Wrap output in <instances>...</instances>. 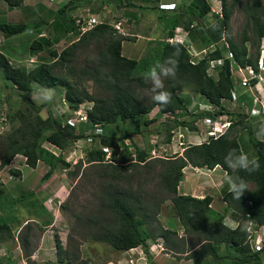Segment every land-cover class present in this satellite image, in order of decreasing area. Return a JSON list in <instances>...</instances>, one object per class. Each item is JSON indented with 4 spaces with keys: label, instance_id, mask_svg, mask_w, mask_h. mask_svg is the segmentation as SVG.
Returning a JSON list of instances; mask_svg holds the SVG:
<instances>
[{
    "label": "trees",
    "instance_id": "trees-1",
    "mask_svg": "<svg viewBox=\"0 0 264 264\" xmlns=\"http://www.w3.org/2000/svg\"><path fill=\"white\" fill-rule=\"evenodd\" d=\"M6 1L11 6L19 5L21 2ZM96 1L117 7L139 6L134 0ZM219 1L220 13L213 12L207 0H190L186 6L169 13L164 11L165 9L160 10L164 13L158 16V22L163 26L166 37L153 42L155 44L149 47L152 53H147L139 59L128 58L122 54L123 41H132L136 36L121 35L107 22L97 24L85 32H81L79 28L80 32L78 31L75 41L60 52H52L54 61L38 63L31 69L13 66L0 52L3 84L11 90L16 89L18 91L16 95L30 108L28 114L19 110L11 114L9 96L6 97L9 120L18 119L19 125L1 142L3 155L0 156V170L8 166L16 154L27 156V164L31 168L39 161H44L49 166L41 181L58 168H69L70 164L62 152L67 151L85 135L76 132L74 126L66 123L65 119L62 120L51 110H47V116L43 118L40 111L46 104H37L32 98L33 83L42 88H62L69 110L67 116H74L81 104L91 102V106L86 109V121L83 123L86 129L93 130L99 125L107 131L108 125L109 127L114 125L115 129L127 122L133 126L123 137L111 133L93 134V140L94 137H100V146L98 148L91 146L85 150L83 158L69 172L76 177L83 163L87 164L86 166H94L103 179L109 177V180L99 186L96 196L97 207L85 221L92 240L107 243L116 251H126L141 245L149 260L152 258L148 253L150 242L161 238L165 251L176 256L183 255L185 259L190 260V264H264V248L254 251L250 247L251 230L255 231L264 225V140L258 138L256 134L253 123L255 118L246 117L243 112L241 101L247 100L248 96L241 94L235 100L241 112H228L222 103L231 99L230 92L234 85L229 67L230 60L225 59L215 74L209 75L206 72L208 65L206 59L192 64L184 44L166 41V38L174 34L176 27H182L187 31L190 44L197 49L216 43L215 52L209 55V58H216L222 56L219 47L223 43L221 39L224 38L235 62L241 66L250 65L257 70L259 46L264 37V1L249 0L243 6L246 14L245 24L250 27L255 39L251 40L243 29L239 42L233 41L229 36L231 8L238 0H231L230 5L227 4V0ZM91 2L92 0H69L66 6L89 5ZM209 14L212 16L211 21L206 22ZM25 27L22 23H0V31L6 36L21 33ZM92 41L95 42V58L92 60L91 68H84L80 73L99 83L108 96H94L81 87L79 82L72 81L75 70L71 63L77 51ZM248 43L258 47L255 56L249 54ZM44 44H46L44 41H34L31 48L37 50ZM157 64L159 73L163 71V64L167 65L168 69L175 66V75L163 89L171 95V103L168 105L154 103L152 100L146 102L136 92L137 89L148 86L150 81L146 83L144 77L150 67ZM57 67L60 70L65 69L71 78L66 74L55 73L54 69ZM186 86L192 87V90L217 109L215 113H210L213 118L217 115H226L229 126L218 136H208L203 142L184 146L181 154L152 157L150 148H141L133 144L131 134L143 133L141 125L148 126L152 123L153 120L145 119L143 116L149 114L153 108L158 109L159 116L168 113L174 117L184 113L187 104L177 91ZM179 124L186 125L175 120L174 124L170 120L164 122V128L168 132L167 142H170L172 136L169 132ZM242 136H247L249 147L254 153L252 159L259 162V169L251 174L229 168L225 163V159L235 160L232 149L244 152ZM126 139L130 140L129 143H126ZM45 143L54 144L60 152L57 154L51 152L44 146ZM103 146L110 150L108 157L102 149ZM103 164H106L109 172L105 167L102 168ZM187 165L210 169L219 165L226 171L227 177L240 176L244 179L247 189L239 199H233L229 192L223 195L226 207L230 210V217L237 223L236 227L230 228L224 224V215L211 208L210 196L197 198L179 193L178 185L184 177L183 168ZM8 172L12 176H20L18 169L9 167ZM153 172L156 173L157 193L144 190L140 181L142 173L145 175L143 182L146 183V176ZM249 182L253 183L252 187L249 186ZM34 196V192L31 191L10 198L0 184V202L3 205L0 211L1 242L9 243L14 238L11 224L21 226L23 223L19 221L17 215L11 214L13 207L24 205L31 214L22 225V231L20 230L17 238L25 256H29L30 253L27 248L33 238L32 226L35 225L41 230V226L50 225L53 219L52 212L37 200H33ZM166 200L170 201L171 210L183 228L182 235H179L176 229L164 226L159 219L162 205ZM63 206L64 204L60 205ZM53 241L58 261L65 258L66 261L76 263L79 259L78 244L75 245L68 239L66 247H63L57 234L54 235ZM4 258L0 256V264H13L9 258Z\"/></svg>",
    "mask_w": 264,
    "mask_h": 264
},
{
    "label": "rangeland",
    "instance_id": "rangeland-1",
    "mask_svg": "<svg viewBox=\"0 0 264 264\" xmlns=\"http://www.w3.org/2000/svg\"><path fill=\"white\" fill-rule=\"evenodd\" d=\"M150 2L149 5L151 4L150 0H147ZM264 1V0H263ZM144 0H134V3L141 6L140 4L143 3ZM249 0H238L237 4L234 5L231 8V17H230V28H229V36L232 38L233 41L239 42L241 38V33L243 29L247 32L248 36L252 39H255L253 36V32L250 29V27H247L245 24L246 21V14L243 11V6L248 3ZM148 3V2H147ZM231 0H227V4L230 5ZM156 5V4H155ZM215 5V4H213ZM212 6V4H211ZM90 7V6H89ZM128 7V6H127ZM92 8V7H91ZM119 7L114 10V13L110 12L111 10L109 9V4H100V3H95L93 5V8L89 10V12L85 13L89 14H95V16L102 18L104 22L111 23L112 25L115 24L116 22L121 23V27L124 29L125 34L129 36H134L132 34H135L139 32L141 35H146L148 37H151L152 40L155 41H144V40H138V41H125L124 42V55L128 58L132 59H139L143 56H145L147 53H152L149 49L152 45H154L156 40L158 39H165V33L163 26L158 22V17L157 13H164V11H159L157 8L153 9L152 13L146 12L145 16L141 18L139 23H143V25H132L128 22L127 20V15L123 17L122 9L118 10ZM84 11V10H83ZM144 14V12H143ZM85 18L87 17L84 16ZM212 18V17H210ZM211 19H207L206 22H210ZM175 33V31H174ZM264 43V40H263ZM249 47V54L252 56H255L258 50V47L252 46L250 43H248ZM263 46H259V54L261 52V49ZM96 54V48H95V42L92 41L90 42L86 47H83L79 49L74 57V60L72 61L71 65L74 67V74L72 81H77L79 82L80 86L87 89L92 95L94 96H108V94L105 92L104 88L99 85V83L95 82L93 79L89 78V76L83 75L80 73L81 70L89 69L91 68L92 65V60L95 58ZM169 70L168 66L163 64V71ZM162 71V73H163ZM54 72L57 74H66V70H60L58 67L54 69ZM161 73V77L163 79L164 83V88L168 86V81L169 79H172V76L163 78V75ZM215 74V72H213ZM68 75V77L71 78V75ZM0 77H1V72H0ZM238 77V76H237ZM238 81H240L239 78H237ZM33 87L36 89L34 91V100L40 104L42 103L40 100L42 98L46 99V95L41 94L42 92H47L46 89H42L40 86L37 84L33 83ZM61 89V92H58L57 90L53 91L50 96L52 97L50 100V106L48 104L40 111L41 116H47V110H51L58 117H62V120H64V115H60L58 113V110H66L65 105L60 106L59 104L61 103V96H63V89ZM38 90V91H37ZM159 91V89L157 90ZM137 94L140 96V98L146 102L151 100L152 96V91H151V81L148 83V86L144 88H140L136 90ZM178 94L179 96L186 102L187 104V109L185 112L182 114H177L176 119L180 116L184 117V125L180 124V127L177 128V125L173 128V132H169L172 134L170 141H173L176 146L179 148L184 147L188 144H196L197 142H203L208 138V136L203 135L201 136L202 133H206L208 131L207 125L205 127L204 122L201 120L202 116H205L201 114L205 112L207 108H209V103L203 99L202 96L198 95L194 90H192V87L186 86L184 88H179L178 89ZM16 94H18V91L16 89L11 90L10 87H7L6 85L3 84V81H0V95L4 96L6 99L7 96H9L8 103L10 105V113L14 114L16 110H19L25 114L29 113V105L21 100ZM248 96H254V94L251 93L249 90L248 93H246ZM257 96V95H256ZM87 103H83L80 105V108L83 110L87 109ZM91 104V103H90ZM61 107V108H60ZM264 109V102H263V107ZM214 113H215V107H213ZM241 108L234 103V105L231 108H227L226 110L231 113H237L241 112ZM157 108H154L149 114L144 115V117H149L153 116L155 112H157ZM209 116V115H208ZM173 117V118H174ZM165 118H172V115L166 116ZM255 119L253 120V123L256 127V134L258 138L264 140V115L262 116H257L254 117ZM170 120V119H167ZM229 120V119H228ZM171 122V121H170ZM84 122L78 123V126L76 127V132L83 133L85 137L79 139L76 141L67 151L63 152L64 158H69V168H58L55 170L54 173L56 175L54 178H52L51 184L54 185L56 183H60L63 178H66L69 181V187L68 188V193L62 197L61 199H58L57 196H54L52 201L48 203V208L49 211L52 212L53 214V219L52 223L48 226H41V230L38 229L35 225L32 226V235L33 238L30 240L29 247L27 248L28 251H30L29 256H25L22 248L20 247V241L19 239V234L21 233V228L22 225L26 223L29 217H31V214L29 211H27L28 207H25L24 205H18L17 207H13L12 210L10 211L11 214H15L18 216L19 221L23 222L21 226H17L16 223L11 224L12 225V232L14 235V238L9 242V243H3L0 241V256H2L4 259L9 258L13 264H37L33 263L31 261V252L33 251L34 247L40 240V236L43 231L47 230V232L50 235H55L57 230H65L64 233V238L65 240L63 242H67L68 239L73 242V244L77 245L78 244V249H79V255L81 259H78L76 261V264H106L109 262V259H111L113 262H116V264L120 263L119 260H121L120 264H123V257L127 255L126 251H116L113 250L109 244L103 243V242H97L92 240L89 237L88 234V227L85 225V221L87 216L92 215L94 208L97 207L96 203V196L99 191V186L105 182L106 180H109V177L107 178H102L99 176L98 172L96 171V168L94 166H86L87 164H83L79 168V172L76 177L73 175H70L69 172L72 171L77 162L83 158L84 156V151L87 150L89 147H94L98 148L100 146L99 144V138L100 137H94L95 140H93L92 135L97 134L95 132V129L89 130L86 129ZM19 125V120L15 119L13 121H9L7 130L0 135V156L3 155V149L1 147V142L5 138L6 135H8L14 128H16ZM157 123H151L148 126H143L141 125V130H146L143 131V136L139 135V133H132L131 134V141L133 144H136L137 146L141 148H146V149H151L150 154L152 157H156L157 155L159 156H164V157H170L174 153H172V149H167V151L163 150V145L167 143L166 137H167V131L164 128V122H159L158 126ZM114 125H111L109 127L108 125V130L101 129V135L102 134H116L117 136L123 137L127 132H130L131 128L133 126L131 125L130 122L121 124V127L119 130L116 128H113ZM179 129L182 130L181 135L178 134ZM211 129V128H210ZM180 132V131H179ZM246 140V142H245ZM129 139H126V143H129ZM190 141L194 143H190ZM179 142H182L181 145H179ZM241 142H242V147H244V152L248 155V157L251 159V157H254L253 150L247 140V136H242L241 137ZM248 145L246 148L245 146ZM45 147H47L49 150H54L55 152H59V149L50 146L48 143L44 144ZM70 153V154H69ZM17 155V154H16ZM15 155V156H16ZM71 155V157H70ZM14 156V157H15ZM108 157V154H107ZM21 163L19 159H12L11 163L8 166H5L0 170V184L3 185V187L6 189V193L10 198H16L19 195H21L24 191L27 190V188L34 187L35 183L38 178H42L43 174L45 173V170L47 168V164H45L44 168L42 167L40 169L39 175L36 173H32L30 178L26 183V179L22 177L21 172H28L29 167L24 166L23 169H21L20 176L15 177L12 176L8 172V168L12 167L14 168L15 166L21 167ZM106 164L102 165V168L104 169ZM85 166V167H84ZM18 168V169H19ZM107 172H109V168L105 167ZM27 175V174H26ZM40 176V177H39ZM144 173H142V176L140 177V181H142V186L143 189L151 192V193H157L156 191V173L153 172L150 175L146 176L147 181L146 183L143 182L144 180ZM36 177L33 182V179ZM23 182V183H22ZM44 183V182H43ZM145 183V184H144ZM135 185V184H134ZM253 183L249 182V186L252 187ZM33 199V198H32ZM60 202H58V200ZM35 200V199H33ZM1 203V202H0ZM61 204H64L63 207H60ZM168 203V205H166ZM2 203L0 204V211H2ZM165 206H169L171 208V204L169 200H166L165 203L162 205L161 208V213L164 211L163 209ZM7 210V207L4 208ZM29 210V209H28ZM169 212L171 210L169 209ZM55 214H57V219L55 226L51 227V225L54 222ZM47 217V216H46ZM45 218V217H44ZM39 224V223H37ZM40 226V224H39ZM50 227V228H49ZM21 230V231H20ZM252 238L255 239L258 234L262 235V240L261 243L263 244L264 248V226L259 227L256 231H253ZM153 257L156 255L161 254L159 250L154 248V251H152ZM171 257L175 258L172 264H179V259L182 258L181 256H176V255H171ZM38 264H47L45 261H41ZM184 264V263H183Z\"/></svg>",
    "mask_w": 264,
    "mask_h": 264
},
{
    "label": "crops",
    "instance_id": "crops-1",
    "mask_svg": "<svg viewBox=\"0 0 264 264\" xmlns=\"http://www.w3.org/2000/svg\"><path fill=\"white\" fill-rule=\"evenodd\" d=\"M68 1L69 0H54V1L21 0L19 5L11 6L7 3L6 0H0V23H22L25 24L26 26L23 32L10 36H6L3 34L2 31H0V52L3 53L9 59L10 63L13 66H25L26 68L31 69L35 67L38 63L44 61L47 62L54 61L55 57L52 56L53 51L60 52L65 46H67L69 43L77 39L76 36L79 31V25L76 23V18H78L79 16H83V17L86 16L87 14L86 15L84 14L89 12V10L93 8V5H95L97 1L92 0V2L89 5L66 6ZM207 1L210 3V5L212 4L211 10L213 12L217 13L218 10H220L221 4L218 0H207ZM189 2L190 0H152L151 1L152 5H149L150 2L144 0V2L140 4L141 5L140 7L118 6L119 7L118 10L122 9L121 14L123 15V17L127 15V20L130 24L143 25V23H139V22L141 18L145 16L146 12L149 13L155 12L153 11V9L157 8L159 11L165 9L164 11H167L169 13V11L177 10L180 7L186 6ZM171 3L175 4V8L166 9L160 7L161 4H171ZM116 8L117 6L109 5V9L111 10L110 12L112 13H114V10H116ZM162 14L163 13H157L156 15L158 17ZM210 17H212L211 14H209L206 19H211ZM132 35L136 36V38L134 39L135 42L138 40H144L146 42L148 40H152L151 37H148L146 35H141L139 32ZM263 40L264 37L261 40V46H263L262 48H264ZM34 41H44L46 44H44L43 47L40 49L32 50L31 43ZM124 42L125 41H123L122 43L123 55H124V47H123ZM193 47L195 50H197L195 46ZM1 80L2 78L0 77V81ZM44 89H46L47 92H42L41 94L46 95V99L42 98L40 101L50 106L49 103L52 98L50 94H52L53 91L55 90L61 92V89L58 87L44 88ZM252 90L254 91V89ZM34 91H36V89L33 87V91H32L33 99H34V94H33ZM246 93L248 92H242V89L239 88V95ZM60 96L61 98L63 97L62 95ZM261 96H262V101L264 102L263 92H261ZM250 102H251V96H248L247 100L241 101V106L242 107L248 106L247 104H250ZM90 103L91 102L87 103L88 105L87 109L91 106ZM234 103H236L239 106L238 102L233 100L224 101L222 105L227 109V108H231L234 105ZM59 105L62 106L61 103ZM209 107L211 111H205L204 114L214 113V109L210 105ZM207 110H209V108H207ZM216 110L217 109H215V111ZM206 114L201 118L209 117L213 120H216L217 122H224L228 120L226 115H217L215 118H213L212 115L207 116ZM42 117L45 118L46 116L45 117L42 116ZM144 118L148 120H153L152 122L157 123V126L159 122H165L167 119H170V121H172L173 124H174V120L178 123L183 122L184 120L183 116H180L177 119L176 117L166 119L165 115L159 116L158 112H155L153 116L151 115L149 117H144ZM179 127L180 124L177 125V128ZM173 128L171 129V132L174 131ZM116 129L119 130V128ZM141 131H146V130H141ZM179 131L178 134L181 135L182 130L179 129ZM142 134L143 133L141 134L139 133L140 136ZM203 135L206 136L205 133L201 134V136ZM190 143H194V142L190 141ZM181 144L182 142H179V145ZM177 146L173 141H170L163 145V150L167 151V149H172V153L181 154L183 147L180 146L178 148ZM156 157H164V156L157 155ZM65 160L67 162L70 161L69 158H65ZM45 164L46 163L44 161H39L34 168L28 166L29 169L28 172L26 171V173L24 171L21 172V169L23 168L19 169L20 172L22 173V177L24 178V180L26 179L24 183L28 181L32 173H36L37 175H39L40 173L38 172H40V169L42 167L44 168ZM193 168L194 167L191 165H187L183 168L184 177L178 185L179 193L185 195H191L197 198H203L206 195L210 196L211 197L210 206L215 211L224 215V220H223L224 224L230 228L236 227L237 223L235 220H233L230 217V210L226 207V203L223 200V195L226 192H228V186L226 183V177H227L226 171L223 170L219 165H216L211 169L201 168L199 171H195ZM48 169L49 166L47 165L45 173L48 171ZM54 172L55 171H53L49 175V177L46 178L44 181H41L42 178H38L35 183V186L34 187L29 186V188H27V190L24 191L22 194L31 191L34 192L35 196L32 198L40 202L43 206H45L49 210L48 203L52 201L53 197L57 196V198L61 199L62 201L63 195L65 196L66 193H68V188H70L69 181L66 178H63L60 183H56L52 185L51 179L54 178V176L56 175V173ZM35 179L36 177L33 179V182H35L34 181ZM58 202H60V200H58ZM166 205H168V203ZM169 209L171 210L169 206L168 207L165 206V208L163 209L164 211L159 214V219L161 220L164 226L174 228L177 230L179 235H182L183 228L180 225L178 218L175 216L173 210L169 212ZM54 215L55 218L51 227L57 224L56 223L57 214L54 213ZM64 233L65 230L56 231V234L58 235L63 247H66L67 242H63L65 240ZM251 233L252 235H254L253 232ZM259 235L260 234H258L256 238H258ZM53 240H54V235H50L47 232V230L43 231L40 236L39 242L36 244L33 251L31 252V257H30L31 261L37 264L40 263L41 261H45L47 262V264H76L71 261H66L65 258L63 261H58V256L55 251V245ZM171 255L173 254L167 251H163L161 252V254L156 255L152 259L155 264H172L175 258L171 257ZM180 256L182 258H178L180 260L179 264H183V263L190 264V260L185 259L183 255ZM79 259H81L80 255H79ZM119 262L121 263V260H119ZM123 262H124V257H123ZM106 264H116V262H113L111 259H109V262Z\"/></svg>",
    "mask_w": 264,
    "mask_h": 264
},
{
    "label": "built area",
    "instance_id": "built-area-1",
    "mask_svg": "<svg viewBox=\"0 0 264 264\" xmlns=\"http://www.w3.org/2000/svg\"><path fill=\"white\" fill-rule=\"evenodd\" d=\"M54 1V0H49ZM174 6V5H173ZM165 7H168L167 4H165ZM104 20L102 18H99L95 16V14L89 13L87 14V17L79 16L76 18V23L79 25V28L81 32H85L91 28H93L95 25L103 23ZM120 22H116L113 24V27L116 29L117 33L121 35H127L124 32V29L120 26ZM222 45L219 47L222 51V56L216 57V58H209V55L216 50V43L211 44L210 46L195 50L193 45L190 44V41L187 36V31L184 30L181 27H177L175 29V33L171 36L166 38V41L169 43L172 42H179L181 44H184L187 48L189 54H190V62L192 64L198 63L202 59H207L208 65H207V73L209 75L213 74L216 69L224 64L225 59L230 60V73L231 78L233 79V88L231 89L230 96L231 100L235 101L237 100V97L239 96V87H242V92H246L251 90L253 87L256 90L257 94H260L261 91L264 92V50L261 49V54L257 61V67L258 70L256 71L252 66H241L235 60H233V55L230 52L228 44L225 42L224 38ZM238 76V77H237ZM237 78L240 79V81L237 80ZM253 80H256L252 82ZM259 82H261V85H259ZM252 83L253 86H252ZM253 94V92H252ZM62 101L65 103V99L62 98ZM8 104L4 96L0 95V135H2L6 130L9 123V117H8ZM263 102L261 100V97L258 95H254L252 98V106L248 108V106H244L245 113L248 117H254L259 115H264V109ZM66 110L60 111L58 110V113L63 114ZM166 116H169L168 113L165 114ZM86 120V113L83 110H78L76 112L75 117H68L66 118V122L72 126H76L81 121ZM204 124L207 125L208 131L205 133L207 136H218L220 135L227 127L228 122H216L212 121L210 118H204L203 119ZM211 128V129H210ZM96 133H101V129L99 127H96L95 129ZM55 147V146H54ZM57 148V147H55ZM58 149V148H57ZM104 151H106L109 154V149L107 147L102 148ZM54 152V150H52ZM55 153V152H54ZM15 159H19L20 163L22 164L21 167L15 166V169H21L24 166H28L27 164V156L23 154H17ZM13 158V159H14ZM195 171H199L197 167H195ZM260 237H258L257 240H251V247L254 251H258L262 248V245L260 244ZM159 242H152L148 248V253L152 255V251L155 249H158L159 251L164 249L162 240L159 239ZM127 255L124 256V263L123 264H154L151 260L148 259L147 253L144 251L143 247L141 245L137 247L130 248L126 250Z\"/></svg>",
    "mask_w": 264,
    "mask_h": 264
},
{
    "label": "clouds",
    "instance_id": "clouds-1",
    "mask_svg": "<svg viewBox=\"0 0 264 264\" xmlns=\"http://www.w3.org/2000/svg\"><path fill=\"white\" fill-rule=\"evenodd\" d=\"M219 1V0H218ZM220 2V1H219ZM221 4V3H220ZM168 5V7H165V4H161V8H166V9H173V8H175V4L174 3H171V4H167ZM174 5V6H173ZM220 10H221V7H220ZM220 10H218V12L217 13H220L221 11ZM109 24H111V23H109ZM112 25V24H111ZM177 28V27H176ZM182 28V27H181ZM197 50H200V49H197ZM260 54H261V52H260ZM260 54H258V58H259V56H260ZM258 58H257V61H258ZM228 59V58H227ZM207 60V59H206ZM207 64H208V62H207ZM248 66V65H247ZM250 66V65H249ZM256 66H257V63H256ZM157 67H158V64L157 65H155V66H152V67H150V69L147 71V73H146V75H145V82L146 83H148L149 81H151V91H152V96H151V100L154 102V103H158V104H161V105H168V104H170L171 103V95H170V93L169 92H167V91H165V90H163L164 89V83H163V79H162V77H161V73H159L158 71H157ZM243 67H245V66H243ZM254 68V67H253ZM206 69H207V67H206ZM255 69V68H254ZM256 70V69H255ZM257 70H258V67H257ZM256 70V71H257ZM207 72V71H206ZM214 72H216V71H214ZM162 75H163V78H166V77H169V76H174L175 75V66L173 67V68H171V69H169V70H165V71H163V73H162ZM211 75H214V73L213 74H211ZM254 81H256V80H253L252 82H254ZM260 83V85H261V82H259ZM253 84L254 83H252V86H253ZM239 88H241V89H243L242 87H239ZM159 89V91H157ZM252 89H254V87L252 88ZM250 90L251 92H253V94L254 95H258L259 97H261V100H262V96H261V93L260 94H257V92H256V90L254 89V91L253 90ZM246 92H249V91H246ZM262 92V91H261ZM263 94H264V92H263ZM62 98H64V96L62 97ZM252 98H253V96L251 97V102H250V104H247L248 105V108H250L251 106H252ZM65 99V98H64ZM231 100V99H230ZM263 102V101H262ZM61 104H62V106L63 105H65V108H67L66 109V111L63 113V114H60V115H64L65 117H64V119L66 120V118H68V117H75L76 116V114L74 115V116H67V114H69V110H68V107H67V103H66V100H65V103L62 101V99H61ZM211 107H212V105L211 104H209ZM64 108V107H63ZM213 108V107H212ZM78 110H83V109H81L80 107H79V109ZM77 110V111H78ZM60 111H62V109L60 110ZM76 111V112H77ZM85 113H86V110H83ZM205 111H211V110H205ZM243 112H244V114H245V116L246 117H248L247 116V114L245 113V109L243 108ZM56 114V113H55ZM163 115H165V114H163ZM207 116L208 115H210V114H206ZM175 116H177V115H175ZM260 116H262V115H259V117ZM61 117V116H60ZM173 117V116H172ZM254 117H257V116H254ZM62 118V117H61ZM205 118H207V117H205ZM209 118V117H208ZM203 119L204 118H202V121H203ZM211 119V118H210ZM212 121H216V120H213V119H211ZM86 121V120H85ZM85 121H81V122H85ZM217 122V121H216ZM224 122H228V120H226V121H224ZM67 123V122H66ZM219 123H222V122H219ZM70 125V124H69ZM72 126V125H71ZM78 126V124L76 125V126H74L75 128ZM229 126V122H228V125H227V127ZM96 127H99L100 128V126L99 125H97ZM96 127L94 128V129H96ZM226 127V128H227ZM102 132V131H101ZM97 134H100V133H97ZM50 146H55L54 144H51V143H48ZM55 147H57V146H55ZM103 147H105V146H103ZM102 147V148H103ZM47 148V147H46ZM58 148V147H57ZM108 148V147H107ZM48 149V148H47ZM59 149V148H58ZM109 149V148H108ZM51 152H53L52 150H50ZM104 151V150H103ZM55 152V151H54ZM53 152V153H54ZM59 152H60V149H59ZM59 152H55V154H57V153H59ZM106 152V151H105ZM231 152L232 153H234L235 154V160H228V159H225V163L228 165V167L229 168H232V169H238V170H240V171H244V172H246V173H249V174H251L252 172H254V171H256V170H258L259 169V162L258 161H256V160H253V159H250L249 157H248V155L246 154V153H244V152H242V151H238L237 149H232L231 150ZM63 153V152H62ZM107 153V152H106ZM108 154V153H107ZM109 154H110V151H109ZM109 154H108V156H109ZM199 170L201 169V168H199V167H197ZM203 168H205V167H203ZM194 170H195V167L193 168ZM19 170V169H18ZM226 183H227V186H228V192L229 193H231L232 195H233V199H239L240 197H241V195L243 194V192L247 189V184H246V182L244 181V179L242 178V177H240V176H235V177H232V176H228V177H226ZM256 231V230H255ZM251 232H253V230H251ZM258 237H260L261 239H260V244L262 245V248H263V244L261 243V240H262V235L260 234ZM159 239H161V238H158L157 240H155V241H152V242H159L158 240ZM258 238H255V239H253V238H250V243H251V240H257ZM162 240V239H161ZM152 242H150V244L152 243ZM162 243H163V241H162ZM150 244H149V246H150ZM163 246H164V244H163ZM250 247H251V245H250ZM149 248V247H148ZM252 248V247H251ZM261 248V249H262ZM260 249V250H261ZM158 250V249H157ZM253 250V249H252ZM163 251H165V247H164V249L163 250H161V251H159V252H163ZM259 251V250H258ZM160 254V253H159ZM151 257L153 258V255H151ZM151 258V261L153 262V259ZM154 263V262H153ZM155 264V263H154Z\"/></svg>",
    "mask_w": 264,
    "mask_h": 264
}]
</instances>
